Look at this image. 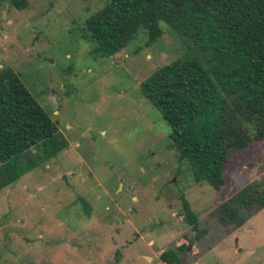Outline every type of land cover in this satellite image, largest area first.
Listing matches in <instances>:
<instances>
[{"label":"rangeland","instance_id":"1","mask_svg":"<svg viewBox=\"0 0 264 264\" xmlns=\"http://www.w3.org/2000/svg\"><path fill=\"white\" fill-rule=\"evenodd\" d=\"M108 1L0 0V69L18 75L67 142L0 190V264H163L181 242L178 264H264V208L241 211L237 229L215 217L246 184H264V140L232 154L219 191L195 182L140 85L196 50L160 24L157 42L140 33L92 57L85 22Z\"/></svg>","mask_w":264,"mask_h":264},{"label":"trees","instance_id":"2","mask_svg":"<svg viewBox=\"0 0 264 264\" xmlns=\"http://www.w3.org/2000/svg\"><path fill=\"white\" fill-rule=\"evenodd\" d=\"M13 4L24 7L25 0ZM160 24L196 55L156 69L141 83V94L169 126L178 162L188 163L195 182L219 191L232 154L264 140V0H109L88 17L83 38L92 57L108 58L140 33L146 45L157 42ZM66 146L57 123L18 75L0 69V163L7 174L0 190ZM185 208V219L193 223ZM263 208L264 184L249 183L220 204L215 217L237 229L247 219L241 211ZM183 243L176 252H162L161 262L178 264Z\"/></svg>","mask_w":264,"mask_h":264},{"label":"water","instance_id":"3","mask_svg":"<svg viewBox=\"0 0 264 264\" xmlns=\"http://www.w3.org/2000/svg\"><path fill=\"white\" fill-rule=\"evenodd\" d=\"M120 186H121V184H120Z\"/></svg>","mask_w":264,"mask_h":264}]
</instances>
